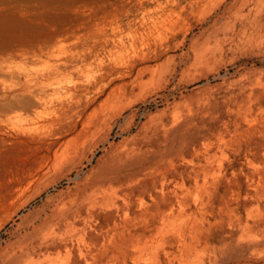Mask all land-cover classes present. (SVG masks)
Here are the masks:
<instances>
[{
	"label": "rangeland",
	"instance_id": "374dc122",
	"mask_svg": "<svg viewBox=\"0 0 264 264\" xmlns=\"http://www.w3.org/2000/svg\"><path fill=\"white\" fill-rule=\"evenodd\" d=\"M103 17L137 40L102 52L63 115L16 135L8 118L27 113L2 112L14 136L0 143V251L32 212L97 178L115 146L135 141L153 164L139 179L157 183L144 202L169 208L165 226L136 223L135 252L123 255L124 213H95L75 251L97 242L118 251L89 264H264V0H0V103L15 86L10 69L42 71L40 58ZM128 194L134 222L139 192Z\"/></svg>",
	"mask_w": 264,
	"mask_h": 264
},
{
	"label": "bare ground",
	"instance_id": "6f19581e",
	"mask_svg": "<svg viewBox=\"0 0 264 264\" xmlns=\"http://www.w3.org/2000/svg\"><path fill=\"white\" fill-rule=\"evenodd\" d=\"M136 35L137 31L132 28L122 30L111 18L103 17L90 28L86 37L75 42V46L59 49L57 55L54 53L56 56L52 53L54 57L40 58L39 60L44 62L42 71L34 72L27 68H18L16 72L10 69L9 73L16 82L15 86L3 96V102L0 103V117L2 112L15 113L17 110H22L27 113L26 117L23 113L15 115L14 121L8 118L11 124L9 129L15 131L16 135L44 129L51 122L56 121L59 114L63 115L67 111L75 90L73 83L79 87L78 84L88 76L89 67L101 61L102 52L107 51L108 48L112 51H120L125 48L127 38H132L134 45L138 37ZM61 46L64 48L65 45ZM72 68L78 70L72 72L70 70ZM59 76H63V79ZM17 121L24 124L20 128L19 123L18 127H14ZM5 127L6 124L0 118L2 144H6L8 138L14 136L9 134ZM149 152L145 144L141 145L135 141L115 146L108 157L107 166L97 178L89 179L65 198L51 199L37 211L32 212L26 221L18 226L14 241L0 251V264H56L57 258L63 253L70 255V259L72 257L68 264H80V259L86 264H89L90 260L103 262L116 259L118 251L108 252L105 243L98 246L97 242L93 246H87L85 250L80 248L78 252L75 251V243L81 244L86 240L84 236L87 228L91 227L89 220L95 213L97 215L124 213L125 219L115 224V228L123 232L119 238V251L121 250L123 255H129V252L135 248L133 242L135 235L131 232V228H134L136 223H145L144 227L147 231L150 227L148 224L160 222L165 226L168 217L169 208L155 209L144 202L146 192L150 188L157 189V186L155 187L157 183H150L149 180H145L144 183L139 179V177L145 178L153 165H147ZM209 166H203L202 172L205 175L210 172ZM193 172L198 179L200 173L197 170ZM164 178L166 177H156L155 181L160 182ZM139 182L143 184L141 189L136 188L140 185ZM128 189L132 196L136 191L139 192L137 196L141 214L134 222L128 220L130 204H133ZM152 200L155 202L156 198L153 197ZM144 215H148L149 218H143ZM159 215L163 216L161 220L160 217L157 219ZM193 227L194 225L191 229ZM169 243L171 240L167 238L163 240V244Z\"/></svg>",
	"mask_w": 264,
	"mask_h": 264
}]
</instances>
